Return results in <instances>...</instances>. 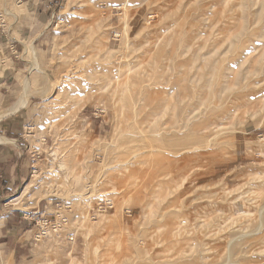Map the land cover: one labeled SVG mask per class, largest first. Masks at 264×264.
Returning <instances> with one entry per match:
<instances>
[{"label":"rangeland","instance_id":"obj_1","mask_svg":"<svg viewBox=\"0 0 264 264\" xmlns=\"http://www.w3.org/2000/svg\"><path fill=\"white\" fill-rule=\"evenodd\" d=\"M16 4L0 31L46 32L21 54L44 183L33 157L0 199V264H264V0ZM62 204L71 247L32 214Z\"/></svg>","mask_w":264,"mask_h":264},{"label":"crops","instance_id":"obj_2","mask_svg":"<svg viewBox=\"0 0 264 264\" xmlns=\"http://www.w3.org/2000/svg\"><path fill=\"white\" fill-rule=\"evenodd\" d=\"M16 1L17 6L21 4H27L32 8L38 5L45 6L47 12L55 2V0ZM12 2L13 0H10V5ZM47 14L45 13L43 16ZM26 18L23 16L21 19V23L25 27L27 25ZM24 29H21L17 37H14L13 33L9 31L6 32L3 29L0 31V50L2 53L0 60V138L8 140V142H0V199L2 196H8L14 187L27 179L31 159L35 155V152L26 145L24 133L27 124V113L24 111L26 108L25 106L17 110L14 108L22 94L21 73H24L26 67V61L21 57L24 42L31 40L35 47L42 46L46 32L43 29L35 37L29 38L30 36L27 37ZM29 103H31L30 100ZM21 223L18 221L20 226ZM5 224H8L7 219H5Z\"/></svg>","mask_w":264,"mask_h":264},{"label":"built area","instance_id":"obj_3","mask_svg":"<svg viewBox=\"0 0 264 264\" xmlns=\"http://www.w3.org/2000/svg\"><path fill=\"white\" fill-rule=\"evenodd\" d=\"M40 155L37 154L34 156V160L32 166L30 167V178H35V181L38 185H42L44 183L43 176L38 170L37 166L40 163ZM53 176L55 173L52 172ZM46 208L44 207V210ZM53 214L44 215V213L39 214V210H36L32 214L36 216L35 226L38 231L41 233L42 237H50L54 240L59 241L60 243L66 244L67 247H71L74 245L76 240V228L70 226V222H75L77 219L83 220L84 216H73L68 217V214L72 213L70 209L65 207V204H62L60 207L53 208ZM89 212L85 215L87 216ZM24 220H28L26 216L22 217ZM31 220V218H30ZM33 220V219H32ZM75 225V223H74ZM78 227V225L76 226ZM68 231V232H67ZM67 232V233H66ZM65 234V235H63Z\"/></svg>","mask_w":264,"mask_h":264},{"label":"bare ground","instance_id":"obj_4","mask_svg":"<svg viewBox=\"0 0 264 264\" xmlns=\"http://www.w3.org/2000/svg\"><path fill=\"white\" fill-rule=\"evenodd\" d=\"M144 1V0H143ZM14 11H15V13H17L18 15H20V16H22L23 14H25V13H27L28 12V6H27V4H21L20 6H17V8L16 9H14ZM5 14H7V15H10V14H8L6 11H5ZM154 14V13H153ZM17 15V16H18ZM12 16H13V14H12ZM152 17H155V16H151L150 17V19L152 18ZM153 19V18H152ZM152 19H151V21H152ZM147 29V28H146ZM25 46V51H24V55L23 56H26V57H28L29 59H31V58H33L32 57V55L35 53V48H34V46H33V44H32V41H28L27 43H26V45H24ZM2 56V55H1ZM22 56V57H23ZM25 57V58H26ZM36 57V56H35ZM26 60H28V59H26ZM34 62H35V60H33ZM33 62V63H34ZM29 63V62H28ZM31 64H33L32 62H30ZM29 63V64H30ZM36 67V66H35ZM38 67V66H37ZM35 69H38V68H35ZM31 70H32V66H31ZM30 70V71H31ZM34 70V69H33ZM128 71V70H127ZM24 82V81H23ZM53 84V83H52ZM23 85H25V91H26V94H28V89H29V87H28V84H27V82H25V84L23 83ZM53 86V85H52ZM24 87V86H23ZM50 90V89H49ZM49 90H45V92H44V94H47L48 92H49ZM25 91H24V93H25ZM29 95H31V94H29ZM27 96V95H26ZM29 97V96H28ZM22 99V100H21ZM24 100H26L27 101V99H24V97L23 98H20V100L19 101H21L20 102V104L22 103L23 104V106H24V102H26V101H24ZM19 101H18V104L15 106V108H17L18 106H19ZM24 101V102H23ZM23 106H21V107H23ZM14 108V109H15ZM18 108H20V107H18ZM16 112V111H15ZM14 112V113H15ZM194 114V113H193ZM200 116V115H199ZM200 117H202V116H200ZM197 128V127H196ZM205 129H206V127H205ZM196 131V130H195ZM201 131V130H200ZM219 133V132H218ZM216 137V136H215ZM211 141V140H210ZM215 141V140H214ZM210 157V156H209ZM204 159V158H203ZM62 166V164H60V167ZM62 167H64V166H62ZM64 170V169H63ZM61 173V172H60ZM63 174V178H65V179H67V177H68V172H64V173H62ZM61 175V174H60ZM108 200V199H107ZM112 200V199H111ZM99 213H101V212H99ZM115 213V212H114ZM103 215V214H102ZM245 215V214H244ZM248 215V214H247ZM248 217V216H247ZM246 217V218H247ZM109 221V220H108ZM247 221H248V219H247ZM254 221V220H253ZM117 224H118V222H117ZM235 224V223H234ZM115 226H116V224H115ZM114 226V227H115ZM261 229V228H260ZM259 232V231H258ZM228 234V233H227ZM243 236H245V235H243ZM116 237V236H115ZM241 238V237H240ZM252 248V247H251ZM257 248V247H256ZM205 249V248H204ZM259 249V248H258ZM257 249V250H258ZM260 250V249H259ZM207 251V250H206ZM209 251V250H208ZM243 251V250H242ZM213 252V251H212ZM257 252V251H256ZM262 253V252H261ZM206 254V253H205ZM241 254V253H240ZM214 255V254H213ZM215 256H217V255H214V258H215ZM204 257V256H203ZM202 257V258H203ZM251 257V256H250ZM211 259V258H210ZM188 260H190V259H188ZM204 260H205V258H204ZM208 260V259H207ZM254 260V259H253ZM261 260V259H260ZM191 261H193V260H191ZM178 262V261H177ZM262 262V261H261ZM168 263V262H167ZM260 263V262H259ZM242 264V263H241ZM249 264V263H248Z\"/></svg>","mask_w":264,"mask_h":264}]
</instances>
